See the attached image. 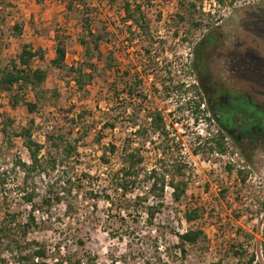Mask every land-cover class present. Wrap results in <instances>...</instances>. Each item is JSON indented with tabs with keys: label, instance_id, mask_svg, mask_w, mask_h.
<instances>
[{
	"label": "rangeland",
	"instance_id": "374dc122",
	"mask_svg": "<svg viewBox=\"0 0 264 264\" xmlns=\"http://www.w3.org/2000/svg\"><path fill=\"white\" fill-rule=\"evenodd\" d=\"M70 1L74 0H0L1 67L8 65L24 45H29L44 51V59H35L33 67L42 68L48 74L40 90L44 102L34 115L22 104L12 109L7 95L0 92V264H56L58 258L68 264L70 259L74 261L78 257L89 264H157L159 259L169 264H237L232 250H237L240 244L246 249L245 256L254 255L253 264H264V131L255 140L239 136L235 143L229 138L230 151L226 155L196 153L195 137L216 132L217 123L214 120L208 123L203 118L195 123L190 111L181 110L184 98L180 94L175 93L166 100L157 87H151L152 75L146 85L153 90L152 102L163 110L171 138L175 139L171 159L177 158L187 165L188 192L182 203L175 204L171 187L167 185L165 206L153 225L147 222L144 214L136 217L119 211V197L110 181L121 165L119 153L111 155L107 152L108 164L102 162L101 156L108 143L121 146L132 130L118 126L116 130L104 133L101 144L96 143L93 139L100 127L98 124L106 119L99 110L106 109L104 94H97L103 84L96 82L89 87L88 94L77 92L67 84L69 79L61 78L51 59L55 56L57 29L67 46V64L73 65L85 57V48L80 43L82 11L90 9L93 16L107 22L109 27H124L121 23L123 11L118 2L111 5L107 0H85L86 6L75 2L70 9L67 7ZM179 1L153 0L151 6L145 8L153 34L158 40L167 39L171 43L164 56L172 62L176 79L198 84L196 73L192 71V63L197 60L193 48L198 45L200 61L206 65L209 77L234 90L230 101L238 102L241 119L251 112L261 118L260 108H254L246 100L249 98L264 109V0H234L232 4L225 0V6L215 0H187V5L196 3V10L187 11L188 17L202 26L194 29L189 22L180 23V39L174 42L172 36L176 25L171 17L177 12ZM7 3L13 6L9 7ZM15 23L24 26L21 36L13 34ZM122 39L117 41L118 45L125 44ZM138 45L139 42L131 45L130 53L120 58L124 66L128 65L127 57L138 53ZM154 49H158V44ZM205 83L206 92H211L210 84ZM26 94V98L35 100L33 90ZM97 101L100 102L99 109ZM71 107L92 111L94 119L90 118V121L98 122V126L80 142L77 162L73 159L71 164L49 170L46 176L36 174L25 182V174L18 165L20 160L27 161L23 139L5 136L2 132L4 119L14 120L13 131H20L29 126L31 118H36L33 137L43 143L59 110ZM78 129L72 137H79ZM154 140V145L148 144L145 148L148 153L144 152V165L148 168L159 163L154 154L158 140ZM53 154L63 157L56 151ZM229 165L234 168L229 170ZM240 167L249 172L244 184L236 173V168ZM86 172L88 178L82 176ZM67 174L82 179L80 183L76 182L80 189L75 184L71 194L65 191L62 182L67 179ZM51 187L55 192H63L64 200L49 208L41 203ZM30 192L34 194L32 202L26 200V194ZM90 192L98 193L99 197L93 198ZM105 195H111L116 204L107 202ZM193 202L202 205L205 214L188 226L183 218L185 206H192ZM35 210L39 212L34 215ZM31 214L36 226L32 225L30 232L24 235ZM195 227L206 232V242L190 248L186 258L173 249L167 253L165 246L173 248L179 242L176 233ZM79 240L84 242L83 247ZM17 244H29L31 254L45 249L46 256L34 255L33 259L20 262ZM156 245L160 247L156 249Z\"/></svg>",
	"mask_w": 264,
	"mask_h": 264
},
{
	"label": "trees",
	"instance_id": "16d2710c",
	"mask_svg": "<svg viewBox=\"0 0 264 264\" xmlns=\"http://www.w3.org/2000/svg\"><path fill=\"white\" fill-rule=\"evenodd\" d=\"M107 1L111 5L117 2L120 4L119 7L123 11L121 23L124 27H109L107 22L93 16L92 11L86 9L87 11H82L81 18L83 36L80 38V43L85 48L83 60L73 65L67 64V46L59 29H57L55 36V56L51 59L52 66L59 71L61 78L64 80L69 79L67 84L72 85L77 92L83 91L84 94H88L89 87L101 81L103 85L97 91V94H104L103 100L106 109H99V101H97L96 106L106 116V119L98 124L94 120L90 121V118L94 119L92 111L84 108L78 111L76 107H71L67 110H59V116L53 119V125L45 133V142L43 143L33 137V126L36 123L34 117L30 119L29 126L22 128L20 131H13L14 120L6 117L3 121L2 132L6 137L12 135L23 139L27 161L20 160L18 165L25 174L24 181L28 182L30 177L36 174L46 176L49 170H56L57 166L64 167L67 163L71 164L73 159L74 162H77L80 142L98 125L100 127H97V133L93 139L98 144H101L107 130L114 131L118 126H127L128 129L132 130L130 135L122 140L121 146H117L112 142L108 143V148L105 149L101 160L103 163L108 164L109 156L107 152L111 155L119 153L120 168L112 174L110 179L113 191L119 197V211L136 217L144 214L147 222L153 225L156 216L165 206L166 186L169 185L173 189L171 192L172 201L175 204H180L188 192L189 182L185 162H181L177 158L171 159L173 157L172 142L175 139L171 138V132L163 110L156 107L152 102L153 90L148 89L149 85H146L149 76H153L151 87H157L156 90L166 100L175 93L184 98L183 109L181 110L190 111L195 123H198L201 118L208 123L213 120L226 123L228 122V116L221 114V117L218 118L215 110L208 107V93L206 92L205 82L210 84L211 82L207 81V78L210 77L206 65L200 61L201 54L198 45L193 48L197 60L192 63V71L196 73L198 84L186 83L183 80L176 79L172 71V62L164 56L168 53L167 45L171 43L167 39L158 40L156 38L152 31L151 21L145 11L146 7L151 6L153 0ZM215 1L220 6H225V0ZM233 1L230 0V4ZM75 2L86 6L85 0H74L70 1L67 7L73 8ZM186 2L187 0H180L177 12L171 17L172 22L176 25L172 36L174 42L180 39V23L189 22L194 29L202 26L199 21L190 20L188 17L187 11L196 10V3L193 1L187 5ZM6 5L13 6L11 3ZM23 30L24 26L21 23H15L12 27L13 34L16 36H21ZM121 38H123L125 44L118 45L119 42L117 43V41ZM136 42H139L137 46L138 53L136 56L127 57L126 64L128 65L124 66L120 58L123 54H129L131 45ZM157 44L158 49H154V45ZM35 59L43 60L44 51L40 48L33 49L29 45H24L8 65L1 67L0 64V92L7 95L8 103L12 109H16L22 104L32 115L37 113L39 105L44 102L41 100L40 90L48 76L44 69L33 67ZM30 90L34 92V101L26 98V93ZM191 92L193 93L189 95ZM243 96L246 98V95ZM246 102L252 103L249 98ZM252 104L255 108L254 101ZM202 105H204V109L201 108ZM225 111L228 112V115L233 112L229 109ZM261 111L263 114L261 118L264 119V109ZM253 113H245V118L242 119L243 122H254L256 119L259 123L261 118H256ZM78 127L82 129L80 130ZM76 129H78L79 137L74 138L72 134L75 133ZM247 130L250 132L249 129ZM155 138L158 140V149L154 154L159 163L148 168L144 165V152L148 153L145 149L148 144L154 145L156 143ZM229 138L228 129L223 125H219L216 132H207L205 135L195 137L198 145L194 147V151L196 153L204 151L226 155L230 151ZM54 151L63 154V157L55 156ZM233 168L234 165L228 166L229 170ZM236 173L238 179L243 184L246 183L249 172L240 167L236 168ZM82 176L88 178L89 174L86 172ZM80 181L82 179H76L73 175L67 174V179L62 182L65 191L71 194L75 184L80 183ZM77 186L76 188L80 189L79 184ZM63 194V192L53 191L52 187L49 188L46 195L42 197V206L50 208L54 203H62L64 200ZM90 194L93 198L99 197L98 193L90 192ZM26 195L27 201L32 202L34 200L32 192ZM105 198L112 205L116 204L111 195H105ZM204 214V207L198 202H193L192 206H185L183 218L188 226H192ZM29 220L30 223L25 225L24 235L30 232L32 225L36 226L32 214ZM176 235L179 239L178 244L174 245L173 248L168 246L164 248L167 253H170L173 249L183 258H186L190 248L197 247L201 242L207 240L206 232L197 227L189 228L183 233H176ZM78 243L81 247L84 246L83 241L79 240ZM29 246V244L25 246L17 244L20 262L29 261L33 259L34 255L38 257L46 256L45 249H39L31 254L28 251ZM159 247V245H156V249ZM236 248L237 250H232V253L238 260L237 264H253L255 260L253 254L245 256L246 249L242 244ZM41 264L47 263L43 262ZM56 264H65V262L63 259L58 258ZM68 264H89V262L86 263L78 257L74 261L70 259ZM157 264H169V262L159 259Z\"/></svg>",
	"mask_w": 264,
	"mask_h": 264
},
{
	"label": "flooded vegetation",
	"instance_id": "af4514ba",
	"mask_svg": "<svg viewBox=\"0 0 264 264\" xmlns=\"http://www.w3.org/2000/svg\"><path fill=\"white\" fill-rule=\"evenodd\" d=\"M207 81L211 82V84L209 83L211 86V92H209L207 96L208 107L215 110L218 118L221 117V114L228 116V122L226 123L214 120L217 123V126H225L229 131L230 138L236 143H238L237 139L239 136H244L251 140L258 139V137L262 136L264 131V119L261 118L259 123H257L256 119L254 122H243L241 119V107L237 104V102L234 105V103L230 101L231 96H234V90L227 87L223 82L214 81L212 78H207ZM250 101L253 103L252 100ZM231 102L233 104H231ZM257 106L258 105L255 104V107ZM258 108L262 110L260 106H258ZM228 109L233 111L230 115H228V112L225 111ZM247 129H249L250 132Z\"/></svg>",
	"mask_w": 264,
	"mask_h": 264
},
{
	"label": "built area",
	"instance_id": "2783aa9c",
	"mask_svg": "<svg viewBox=\"0 0 264 264\" xmlns=\"http://www.w3.org/2000/svg\"><path fill=\"white\" fill-rule=\"evenodd\" d=\"M149 80H152V77L151 76H149ZM202 108H204V105H202ZM25 155H26V153H25ZM168 188V187H167ZM173 191V189L172 188H170V193ZM39 211L38 210H35L34 211V215L36 214V213H38Z\"/></svg>",
	"mask_w": 264,
	"mask_h": 264
}]
</instances>
